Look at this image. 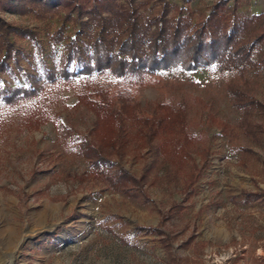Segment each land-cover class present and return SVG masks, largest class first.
<instances>
[{
  "label": "rangeland",
  "instance_id": "374dc122",
  "mask_svg": "<svg viewBox=\"0 0 264 264\" xmlns=\"http://www.w3.org/2000/svg\"><path fill=\"white\" fill-rule=\"evenodd\" d=\"M156 1L143 10L146 16L160 10ZM220 1L166 0L170 15L178 7L182 16L190 10L196 17ZM226 1L238 6L235 25L261 17L247 41L264 32V0ZM19 7L22 14L0 7V18L37 38L10 35L16 51L0 67V89L39 93L12 105L0 100V264H175L168 249L177 264H264V108L246 113L229 90L233 83L264 103V40L252 57L259 67L245 71L173 70L142 83L93 73L67 82L60 79L62 60L82 23L67 17L68 10L47 12L27 1ZM4 55L0 50V60ZM99 88L113 107H131L121 117L134 135L141 128L136 117L158 123L170 111H183L194 136L190 157L164 162L158 142L144 146L137 136L121 154L93 166L78 145L96 138L98 119L79 95L99 100ZM205 148L209 165L189 197L184 188L192 163L202 167ZM122 168L144 176L143 186L127 193L114 188L109 176ZM175 202L182 211L169 215ZM157 226L164 234L153 231Z\"/></svg>",
  "mask_w": 264,
  "mask_h": 264
},
{
  "label": "trees",
  "instance_id": "16d2710c",
  "mask_svg": "<svg viewBox=\"0 0 264 264\" xmlns=\"http://www.w3.org/2000/svg\"><path fill=\"white\" fill-rule=\"evenodd\" d=\"M26 1L34 6L39 4L47 12L68 10L67 17H75L82 23V30L68 44L67 54L62 60V81L69 82L78 74L104 73L112 78H133L142 83L148 76L173 70L187 73L217 67L221 72H231L259 67L252 57L257 45L264 40V32L251 42L246 40L245 35L261 17L245 18L235 25L239 20L238 6L230 5L226 0L214 4L207 16L200 17L190 10H186L182 16L184 11L178 7H175L176 16L170 15L171 8L166 0L156 1L161 8L153 17L146 16L143 10L149 9L154 0H18L17 5L12 0H0V7L22 14L19 5ZM83 17L89 22L82 21ZM11 34L33 40L37 38L29 29L11 25L0 18V50L5 53L0 60V67L16 51ZM84 40L86 44L81 47L80 43ZM72 64L80 66V70L71 71ZM48 79L56 81L55 75L49 72ZM229 90L237 106L246 113L252 106L264 108L263 102L246 97L233 83L229 85ZM104 91L99 88L96 92L100 95L99 100L93 99L88 93L79 95V103L91 110L98 119L97 126L93 128L96 138H86L78 145V152L90 159L93 166L99 169L110 155L125 151L130 138L137 136L144 146L158 142L164 162L176 165V157H190L194 136L187 131L188 118L183 111H170L158 123L154 119L136 117L134 120L141 128L135 136L127 131L126 122L121 117V112L129 113L131 107L126 106V103L121 105L122 111L113 107L109 95ZM38 93L39 89L34 87L10 91L0 89V100L12 105ZM202 155V167L196 162L192 163L189 180L184 188L189 197L193 194V185L201 171L209 165V148H205ZM144 178L136 177L122 168L117 174L110 175L108 180L114 188L126 189L124 192L127 193L133 190V186L142 187ZM243 193L249 198L257 195L255 192ZM179 211H182V207L179 202H175L169 215ZM153 231L164 234V229L161 230L159 226ZM168 254L170 260L177 264L170 249Z\"/></svg>",
  "mask_w": 264,
  "mask_h": 264
}]
</instances>
